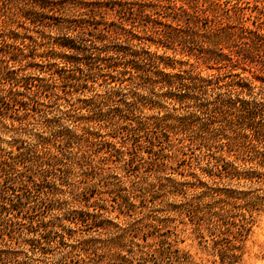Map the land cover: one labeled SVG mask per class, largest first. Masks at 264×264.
I'll use <instances>...</instances> for the list:
<instances>
[{
  "label": "rangeland",
  "instance_id": "1",
  "mask_svg": "<svg viewBox=\"0 0 264 264\" xmlns=\"http://www.w3.org/2000/svg\"><path fill=\"white\" fill-rule=\"evenodd\" d=\"M16 1L0 2V29L19 28L12 18ZM209 1L187 4L209 7L210 16L241 9L243 15L232 23L241 31L252 27L254 11L264 5V0ZM179 5L166 0L146 9L150 18L166 23ZM136 6L126 3L120 9L110 3L117 21L125 23L132 18L126 8ZM93 17L98 23L110 19L102 10L86 19L92 23ZM66 19L59 12L50 20L55 25L35 33L33 62L40 66L33 68L37 79L29 87L49 86L37 92L32 107L11 101L10 79L0 81V161L13 160L5 169L0 166V193L5 206L21 201L0 213V264H264V111L258 109L264 91L252 87L240 96L247 102L246 115L236 121L226 117L218 100L226 101L231 92L219 87L215 75L196 89L194 102L208 105L200 109L178 97L183 87L176 84L169 89L150 85L147 77L136 84L132 69L111 66L102 74H80L74 60L53 53L59 52L61 36L54 27ZM132 19L137 25L151 24L147 18ZM95 33L86 36L92 43ZM108 41L109 47L117 43ZM145 42L144 51L193 60L182 50L183 55ZM244 42L237 44L243 48ZM140 56L146 54L140 51ZM148 63L154 75L161 61ZM239 65L230 66L223 79H237ZM245 69L248 74L250 68ZM73 72L78 79L64 77ZM207 72L215 70L203 66L201 75ZM108 90L117 91V97L91 104L89 98L98 101ZM24 112L29 116L23 118ZM161 115L169 116L157 121ZM253 116L250 129L245 123ZM170 117L176 119L173 124ZM82 128L89 134L82 135ZM37 150L43 158L57 153L59 159L50 166L36 158ZM17 168L26 175L28 192L20 190ZM67 214L76 221L62 219ZM45 229L49 232L32 245ZM110 253L126 257L111 260Z\"/></svg>",
  "mask_w": 264,
  "mask_h": 264
},
{
  "label": "trees",
  "instance_id": "2",
  "mask_svg": "<svg viewBox=\"0 0 264 264\" xmlns=\"http://www.w3.org/2000/svg\"><path fill=\"white\" fill-rule=\"evenodd\" d=\"M4 0H0V2ZM10 1V0H7ZM15 1V0H11ZM73 1V0H72ZM166 0H18L16 1L15 13L13 20L16 21L21 28L15 29H0V81L8 80V88L6 89L11 101L20 103L25 106H33L36 103L35 96L39 91L48 90L49 84H40L35 89H30L31 81L33 79V68L40 66L38 63H34L35 53H32L33 46L35 45V33L45 32L47 28H51L53 16L60 12L67 15L65 23L56 24L54 31L60 34V38L57 41V50H53L54 54H60L69 60H74L75 68L78 73H101L102 70L110 68L111 66H118L123 72L134 70L131 75L134 82L137 84L142 77L149 78L150 85L160 83L165 85L167 89L174 86L175 84L183 87L182 92H179L178 97L187 99V101L196 107H204L208 109V105L203 103L196 104L194 101L197 97L198 88H204L211 79L215 77L218 79L217 82H221L219 87H226L227 91L231 92L229 99H218L225 106L226 117L229 120H242L246 115L244 100L240 97L246 93L247 89L252 87H258L264 91V5L262 8L254 11L252 15L251 28H244L243 31L234 28L232 23L239 20L243 13L241 9L234 11L232 14H220L216 15V11L210 16V8L205 7L193 8L189 7L187 0H178L180 5L173 15L172 19H168V22H158L157 19L150 18L149 9H146L148 4L155 5ZM210 4L209 0H205ZM110 3H114L121 8L126 3L137 5L136 8L127 7V12L132 15V18L138 16L139 19H148L150 25H137L135 20L125 22L117 21L116 9L110 7ZM182 3V4H181ZM264 4V3H263ZM102 10L107 15H110V19L104 23H100L99 27H96L98 19L93 17L92 23L88 21L87 15L90 12ZM13 14V13H12ZM10 14V15H12ZM77 16L76 19H70L71 16ZM203 20L204 25L200 27V22ZM167 20V19H166ZM21 21V24H19ZM259 21V22H257ZM25 23V24H24ZM162 24L161 28H157L156 24ZM263 25V27H262ZM29 32V34H28ZM96 32V33H95ZM244 32L248 36H244ZM40 33V34H41ZM96 34L95 43L87 39V35ZM109 38L116 40V45L109 47L107 41ZM145 39L149 43L153 44L156 48L161 47L163 50H173V52H179L184 56H192L193 60L175 58V57H164L163 54H158L157 51H144L143 45L146 44ZM141 41L136 43L135 41ZM244 47L238 46L239 41H243ZM93 41V42H94ZM97 42L99 44H97ZM109 42V41H108ZM167 42V44H164ZM130 46H135L132 49ZM102 47L105 49L101 50ZM107 47V48H106ZM100 50V51H98ZM140 51L146 54V57L140 56ZM42 53V52H41ZM51 53V52H50ZM76 54L82 55V57L76 56ZM104 57V58H103ZM82 58V60L80 59ZM161 61V66L153 74H149V70L146 68L150 61L153 60ZM170 62H166L165 60ZM104 61V62H103ZM240 64V65H239ZM239 65L238 68L242 70L237 79L226 80L227 73L230 72V66ZM251 65V66H250ZM212 68L215 72L205 73L201 75L202 67ZM245 66L250 68L248 74H245ZM12 68V69H11ZM161 68V69H160ZM169 69L171 71L164 72L163 70ZM237 69V68H235ZM174 70V71H172ZM102 74V73H101ZM223 75V76H221ZM210 76V78H207ZM64 77L78 79V75L74 72ZM203 85H197L202 83ZM257 82V84L255 83ZM210 84V83H209ZM254 85V86H253ZM196 90V91H195ZM199 90V89H198ZM57 96L58 93H55ZM4 97H2V103H5ZM117 97V91L108 90L103 96H99L98 101L92 100L94 97L89 98L91 104H99L106 101H111ZM258 103L259 110L264 111V94L262 95ZM219 102V103H220ZM8 103V102H7ZM128 106V104H125ZM86 108V107H83ZM31 109V108H30ZM257 110V109H256ZM257 113V111H255ZM21 116L27 117L29 114L24 112ZM169 115H161L155 117L157 121H161L164 117ZM254 116L250 118L249 122L245 123L247 127L252 129ZM239 119V120H238ZM171 120V121H170ZM247 120V121H248ZM169 121L175 122V117H170ZM250 121L252 123H250ZM168 123L171 125V123ZM74 129L77 130V127ZM75 130V131H76ZM81 130L82 135L85 129ZM74 132V131H73ZM89 134V133H87ZM91 134V133H90ZM260 136L264 138V131L260 133ZM80 138V137H79ZM86 142L85 146L88 145V140L83 139ZM87 151V150H85ZM42 150H37L35 153L36 158H40L42 161L50 166L55 164L59 159L57 153H53L51 157L43 158ZM44 154V153H43ZM12 157L8 156L7 159L0 161V166L5 167L11 165L13 160ZM10 160V161H9ZM21 169V168H20ZM19 168L18 174L20 190L26 189L29 191V186L25 178L26 175ZM18 176V175H17ZM35 184V183H34ZM16 195V194H15ZM2 203L0 204V213L8 212L12 209H16L21 204L20 200L9 201L8 205L5 206L3 203L4 195L0 193ZM78 212L83 210H76ZM75 213V211H74ZM86 216L93 213L86 212ZM70 214V213H69ZM69 214L62 217L72 222L76 221L75 217L69 216ZM91 216V215H90ZM74 220V221H73ZM49 231H47L48 233ZM46 233H40L39 237L32 238V245L34 242L39 241ZM119 255L110 253L111 260L117 259ZM125 255L119 258H125Z\"/></svg>",
  "mask_w": 264,
  "mask_h": 264
}]
</instances>
